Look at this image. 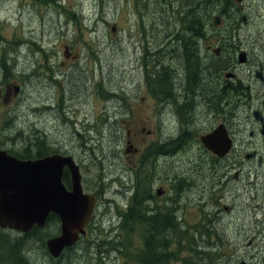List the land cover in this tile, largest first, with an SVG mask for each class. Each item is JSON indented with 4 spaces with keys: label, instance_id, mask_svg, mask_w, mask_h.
I'll use <instances>...</instances> for the list:
<instances>
[{
    "label": "rangeland",
    "instance_id": "1",
    "mask_svg": "<svg viewBox=\"0 0 264 264\" xmlns=\"http://www.w3.org/2000/svg\"><path fill=\"white\" fill-rule=\"evenodd\" d=\"M249 1L245 0L241 11L236 10L238 17L246 16V20H241L242 16H233V6L228 10L231 17L222 19L218 26H214L212 16L209 32L202 44L217 48L222 35H228L230 31L235 35L233 42L239 41V48L249 53ZM61 4L62 8L43 0H0V87L8 86L9 93L8 100L0 101V148L23 151L27 146L30 148L28 140L34 136H42L44 145L55 150L63 148V145L72 150L74 144L77 145L74 148L81 160L85 159V154L90 158L82 162L80 173L84 190L97 199L94 225L78 244L57 259L49 256L45 243H42L56 233V226L48 225L37 233L35 241H23V255L27 264H135V256L143 246L142 226L132 222L128 223L131 227L124 230L121 224L124 211L132 204L137 183L136 177L125 169L124 164L128 161L126 154L129 153L126 143L130 141L137 147V137L133 141L129 134L126 136L131 123L126 126L121 114L115 116L118 119L114 124L119 129L117 135L102 131L106 127L102 114L104 97L108 91L121 98L126 97L121 89L127 84L125 69L130 64L129 59L133 58L132 53L130 55L127 51L132 46H140L137 43L144 40L142 33L147 41L157 42L155 38H161V43L166 39H163L165 33H185L181 28L190 3L186 0H62ZM67 10L74 11L76 15L72 16V12ZM149 15L150 18H147ZM153 15L155 17L151 18ZM175 38L178 47L183 39ZM13 48L15 54L8 59L9 54L8 58L6 54ZM69 51L75 58L69 57ZM173 51V59L180 61L179 49L174 48ZM2 60L13 64L4 82ZM234 64L235 71L230 69L228 72H234L244 85L235 97V100L240 98L238 100L242 104L240 92L248 99L246 87L249 82L253 83L254 78L251 79L248 65L235 61ZM72 75L79 85L72 95L76 110H88V86L96 84L94 107L98 130L93 135L91 150L87 144L88 136L84 140L82 136H71L68 129H71L73 119H63L60 114H47L39 109L34 111L33 105L43 101L47 93L54 92V87L57 89L59 82L55 80L63 83ZM14 85L20 89L16 95ZM129 89L134 94L135 89ZM72 99L69 96V101ZM240 120L246 121L247 116ZM110 122L113 123L112 120ZM242 141L243 136L238 138L236 153H232L236 156V166L225 168L236 174L237 179H230L233 189L226 193L224 200L223 196L219 199L220 194L210 195L214 164L207 153L180 152L175 157L173 170L185 171L190 184L184 198L180 195L176 198L177 204L180 203L177 205L179 213L176 222L183 223L187 228H169L163 233V236L169 237L168 241L164 239L162 242L167 241V249L171 252V259H174L171 264H187L189 244L195 240V234L204 237L202 245L196 248H202L206 243L209 244L206 247L211 245V257H222L226 264H261L264 259V201L259 202L264 198L261 192L264 187L255 189L251 168L254 161L246 158L251 151H238ZM33 149L36 150L31 147ZM169 168L171 163L161 162L159 176L162 183L169 175ZM260 178L264 181L262 175ZM168 196L167 191L160 199L161 209ZM212 205L220 206L217 217H209L206 213H216L217 207ZM211 220L216 225H211ZM254 220L258 222V228L253 224ZM241 222H245L243 231L239 230ZM206 223L212 229L206 230ZM0 236L9 241L17 237L16 232L8 229H0Z\"/></svg>",
    "mask_w": 264,
    "mask_h": 264
},
{
    "label": "flooded vegetation",
    "instance_id": "2",
    "mask_svg": "<svg viewBox=\"0 0 264 264\" xmlns=\"http://www.w3.org/2000/svg\"><path fill=\"white\" fill-rule=\"evenodd\" d=\"M43 1L62 8V0ZM244 6L245 0H234L233 16L238 17L237 11H241ZM67 12H72V16L76 15L74 11L67 10ZM240 16H242L241 20H246V16ZM153 17L155 15L151 16V18ZM147 18H150V15ZM263 21L264 0H250L248 19L250 25L249 53L245 49L239 48V41L237 43L233 42V47L230 46L235 39L233 33L230 40H226L225 36L227 34L222 35L220 45L217 48L202 44L206 39V34H204L202 38L196 41L197 45L194 48L197 54L190 46L182 47L183 42L177 47L178 43L175 37H187L186 45L194 43L191 34L188 32L165 33L163 39H166L162 43L159 41L161 38H155L157 42L147 41L142 33L144 40L137 43L140 46H132V51H127L130 55L132 53L133 58L129 59L130 64L125 69L126 78L128 79L127 84L123 85L121 89L126 97L121 98L115 92H107L108 95L104 97V112H102L106 127L102 131H106V134L109 135H117L116 132L119 129L114 124L118 122V119L115 116L121 114L126 126L128 122L131 123V126L127 127L126 136L129 134L133 141L137 137V147H134L130 141L126 143V151L129 153L126 154L128 161L124 165L126 171L136 177V187L138 186L139 190L144 192L137 200L138 224L142 226L143 232L152 227L153 224L151 225V223L157 221V219H152L154 217L163 218L165 222H169L172 229L178 223L176 222L179 213L177 205H180V203L177 204L176 198L180 195L183 199L190 184V178L185 171L176 172L173 170L175 167L173 164L174 159L180 152L201 151L210 156L211 163L214 164L211 175L214 181L210 195L220 194L219 199L223 196L224 200L226 199V193L232 192L233 189L230 179H237L236 174L233 175L231 170H225V168L236 166V156H233L232 153H236L235 147H237L238 138L242 139L243 136L242 145H239L238 151L240 153L242 150L251 151L246 155V158L254 161L251 168L255 177V189L258 186L264 187V181L260 178V175H262L264 179ZM174 48L179 49V55L182 56L180 61L173 59V54L175 55L173 53ZM69 52V57L75 58L71 55V51ZM227 54H229V58L226 61ZM241 54L244 55L243 62H239ZM194 55L199 61L218 58L221 63L213 66L212 73L209 74L207 71L202 76L199 74V69H192L191 61H195ZM132 61L133 64H131ZM234 61L240 65H248L251 79L254 78L253 83L249 82L246 87L249 91L248 99L247 95L242 91L240 92L241 97H243L242 104L239 102L240 98L235 100V97H237L239 89L244 88V85L234 72H228L230 69L235 71ZM226 64H229V67L222 72L221 68H224ZM226 73H230L229 78H226ZM73 77L74 75L68 76V80L63 81V83L55 80L59 82L57 89L54 87V92L47 93L46 98L33 105V107H35L34 111L39 109L40 112L44 111L47 114H60L63 119H73L71 129H68L71 136H82L83 140L85 136H88L89 141L87 144L89 150H91L93 135H96L98 130L94 107L95 98H97L96 84L94 82V84L88 86V110H76L72 95L79 85L75 83ZM130 87L135 89L134 94L130 92ZM7 91L8 86H5V88L0 87L1 102L8 100L9 93ZM13 92L14 95L20 92L19 86L14 85ZM69 96L72 99L71 101H69ZM242 115L247 116L246 121L240 120L243 117ZM134 116H136V119ZM111 120L113 123L110 122ZM64 123L62 126L65 131ZM220 126L225 128L231 138V148L226 156L216 157L204 146L201 138L209 135ZM245 134L247 136H244ZM74 146L77 148V145L74 144ZM74 146L70 150L63 145V148L56 149V154L70 156L80 170L82 162L87 157L89 160L90 158L85 154V159L82 158L83 160H81V156ZM0 149L3 150V148ZM164 161H167L168 165L171 163V168H169V175H166V180L162 183L159 175L160 164ZM133 169H136L135 173ZM63 177L70 182V173L67 168H64ZM208 189L207 195L209 196ZM83 191L87 193L84 188ZM167 191L169 196L164 201L161 209L160 199L165 196ZM212 206L217 207L216 213L212 211L206 213H210L212 217H217L219 215V205ZM233 209H235L234 205ZM94 212L95 208L88 224L84 227L85 233L82 237L86 236L88 229L94 225ZM179 224L182 228H187L183 223ZM152 228L155 231L158 230L157 227ZM59 232L60 224L57 228V234ZM144 244L145 239L143 236V246L140 249L142 254Z\"/></svg>",
    "mask_w": 264,
    "mask_h": 264
},
{
    "label": "water",
    "instance_id": "3",
    "mask_svg": "<svg viewBox=\"0 0 264 264\" xmlns=\"http://www.w3.org/2000/svg\"><path fill=\"white\" fill-rule=\"evenodd\" d=\"M219 22L215 17L214 24ZM239 61H244L243 54ZM201 141L217 157L224 156L231 145L223 126ZM64 168L70 173L69 189L62 181ZM95 200L94 195L83 192L79 167L70 156L51 154L23 160L0 149V228L26 233L34 225L42 228L49 214L56 215L60 234L45 242L52 258H58L84 235Z\"/></svg>",
    "mask_w": 264,
    "mask_h": 264
},
{
    "label": "trees",
    "instance_id": "4",
    "mask_svg": "<svg viewBox=\"0 0 264 264\" xmlns=\"http://www.w3.org/2000/svg\"><path fill=\"white\" fill-rule=\"evenodd\" d=\"M186 3H190L186 7V13L183 19L185 20L182 26V31L188 32L192 36V40L194 43H191L190 45H186L187 37H182L179 39H183V45L182 47H188L190 46L194 53H196L195 48L196 47V41L197 39H200L204 36V34H207L209 32L208 26L211 24V17L214 15H219L222 19H225L226 17H230L228 10L231 6H233L234 0H186ZM190 20V21H189ZM209 20V23H208ZM190 25V26H189ZM190 31H189V30ZM226 40H230L231 37H233L232 32L229 31L228 35L225 36ZM13 43V42H11ZM10 43V45H11ZM233 47V41L231 42V45ZM14 48L10 51V53H7V58L9 54L10 59L15 52L13 51ZM233 56V55H232ZM5 57V54L4 56ZM195 61H191L192 69H199V74L203 76L204 72H207L210 74L212 73L213 66H215L218 63H221L218 58H208L206 60L199 61L194 55ZM229 58V54L226 56V61ZM227 63V62H226ZM13 64L6 63L4 60L1 61V67L4 70V76H3V82L5 79L6 73L11 71V67ZM198 66V67H197ZM229 67V64H226L224 68H221L222 72H224ZM217 68V67H216ZM220 70V69H219ZM221 72V73H222ZM100 139V137L98 136ZM28 143L30 145V148L28 146L23 149V151H12L7 150L8 153L14 155L15 157L19 159H32V158H40L45 155H49L52 153H55L56 150L52 149L51 147L44 145V138L42 136H34L33 139H29ZM31 147L36 148V150H31ZM64 185L69 188V180L67 178L63 177ZM144 192L142 190H139L138 186L135 187L134 193L132 196L133 202L128 207L127 211L124 212L123 215V221L121 224V228L124 230L129 229L131 226H128V223L132 222H139L138 214H137V206H138V198L142 196ZM264 199V198H263ZM260 200L259 202H262L264 200ZM157 219V221H154L151 223L152 227H157V229L154 231L152 227L148 228L146 231H144V250L142 254L139 251V253L135 256V264H171V253L168 252L166 242L169 240L168 235L163 236V233L166 229L171 228L169 222H165L163 218H152ZM160 219V220H159ZM59 223L58 218L54 214H50L47 218L46 224L43 227V229H46L48 225H55L57 227V224ZM245 224L241 225V228L239 230H242L244 228ZM255 227L258 228V222L255 221ZM176 228L183 229L181 225L178 223L176 225ZM42 229L34 227L30 231H28L23 236H18L14 238L13 240L9 241L6 237L0 236V258H1V264H27L25 255H23V241L32 239V241H35L34 239L37 236V233L41 231ZM208 230V229H207ZM184 232V231H182ZM171 236V234H170ZM51 237V235L49 236ZM217 237V240H219V237ZM204 238L203 235H194V239L189 244V257L187 264H225V260L222 258L220 259V263H217V258H212L210 254L211 246L206 247L202 246V248H196L200 247V245H197L198 239ZM167 240L166 242H162L163 240ZM43 245L44 242L42 241ZM206 248V249H205ZM261 264H264V259L261 261Z\"/></svg>",
    "mask_w": 264,
    "mask_h": 264
},
{
    "label": "bare ground",
    "instance_id": "5",
    "mask_svg": "<svg viewBox=\"0 0 264 264\" xmlns=\"http://www.w3.org/2000/svg\"><path fill=\"white\" fill-rule=\"evenodd\" d=\"M190 21V20H189ZM264 22V21H263ZM190 26V25H189ZM189 30V29H188ZM190 31V30H189ZM234 35V34H233ZM225 43V42H224ZM233 94V93H232ZM230 95V94H229ZM231 96V95H230ZM225 98V97H224ZM63 181V180H62ZM64 183V182H63ZM69 184H70V182H69Z\"/></svg>",
    "mask_w": 264,
    "mask_h": 264
}]
</instances>
